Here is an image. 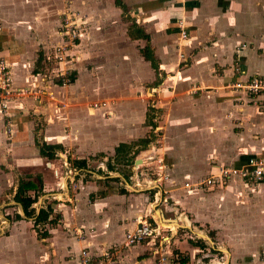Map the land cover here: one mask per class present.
Returning a JSON list of instances; mask_svg holds the SVG:
<instances>
[{"label": "crops", "instance_id": "crops-1", "mask_svg": "<svg viewBox=\"0 0 264 264\" xmlns=\"http://www.w3.org/2000/svg\"><path fill=\"white\" fill-rule=\"evenodd\" d=\"M67 5L76 17L80 37L67 50L66 60L54 64L50 54L54 43H62L58 21ZM132 29H141L148 38L131 37ZM145 48L151 50L159 75L144 59L141 50ZM0 56L8 59L13 89H27L25 96L18 95L6 112L0 109V188L8 184L14 169L20 168L27 174L30 168L45 161L48 171L54 161L62 158L63 166H67L69 161L63 154L73 145L75 160L85 161L109 145L103 142L100 146L84 137L85 142L80 140L72 145L65 132L69 123L66 120L71 116L75 124L85 117L114 122L107 128H91V134L113 144L115 155L123 152L117 151L121 144L130 146L142 140L143 132L148 131L138 126L147 109L129 99L149 95L150 90L161 111L159 129L165 130L164 145L157 152L162 169L166 167L153 203L147 199L153 192L143 182L145 189H136L133 183L128 184V178L114 175V169H108L113 177H100L88 171L87 162L86 168H73L72 177L66 175L65 180L56 182L61 188L56 192L49 184L45 186L43 179L41 204L37 209L35 203L33 208L37 214L51 205L53 212L61 216L59 225L48 231L47 238L33 234L1 236L0 264H6L8 258L14 259L13 264H80L83 250L94 263L107 251L114 255V264H156L154 255L147 253L151 245L125 247V234L135 228L137 217L153 219L151 206L158 201L164 208L160 211L164 218H159L160 224L170 228L176 225L174 236L182 231L189 236L184 239L191 246L186 245V240L183 242L187 264H194L196 257L202 258L199 254L208 243L190 237L200 229L192 225L195 221L189 220L186 212L180 211L179 207L184 209L186 204L187 212L192 214L196 208L206 209L208 215L204 214V219L218 210L221 240L228 237L227 245L236 248L234 259L222 264H264L260 258L264 251V180L231 177L221 184H199L217 178L221 168L248 169V159L264 160V93L254 106L243 92L226 88L236 81L264 79V0H0ZM41 58L42 72L36 69L35 73L33 68ZM66 70L75 71V81L57 88L47 72L58 76ZM27 93H36V99ZM50 93H55L64 106L53 109L50 100L54 97ZM87 95L103 98L104 105L94 110L79 105ZM120 136L123 139L116 141ZM42 142L61 145L56 159L48 162L40 157ZM139 153L144 155L140 162L145 166L154 160L153 150ZM131 168L133 175L134 167ZM77 172L78 177L91 174L92 180L80 185ZM53 174L57 176L56 169ZM143 177L146 176H138L137 181ZM21 178L13 188V200ZM67 179L80 185L73 200L67 199L69 204L59 202L68 198L63 191L68 190ZM105 180L111 181L102 182ZM112 182H124L120 189L126 193L120 194L111 187ZM202 188L209 193L202 194ZM90 195L95 196L92 202ZM232 202L236 207H231ZM165 212L174 214V222L165 220ZM198 240L204 247L193 245ZM174 244L183 252L182 242L177 239Z\"/></svg>", "mask_w": 264, "mask_h": 264}, {"label": "rangeland", "instance_id": "rangeland-1", "mask_svg": "<svg viewBox=\"0 0 264 264\" xmlns=\"http://www.w3.org/2000/svg\"><path fill=\"white\" fill-rule=\"evenodd\" d=\"M69 1H72V0H69ZM67 8H68L67 10L70 11L69 6ZM61 20H62L61 16H59V21H58L59 26H60ZM64 41H66V39H64ZM56 43H54L55 44V46H54L55 50L59 45L63 44V43H58V44H56ZM55 50H53L52 56L50 54L51 63H54V64H55L54 52L56 54ZM76 51H77V49H76ZM66 54L67 53H65V55ZM63 55H64V53H63ZM77 55H79V54H77ZM36 59H37V57H36ZM38 60H37V62H38ZM39 61H40V62H38L39 65L37 64V67L33 68V69H35V71H36V69H37V71H39L42 68V58ZM88 66H89V68H91L90 64L85 65V67H88ZM50 70H53V69H50ZM40 71L42 72V70H40ZM71 71L72 70H70V71L66 70V74H65V78H64V80L66 79V81L62 80L63 76H57V75L55 76L54 72L51 74L50 71H48L47 74H48V77H50L49 80L52 81L54 86H56L57 88H61L64 86V85L63 86L61 85L62 81H64L66 83V85H68L69 80L67 77L71 74ZM158 75H159V70H158ZM58 77H61L60 85L57 84V81L59 79ZM147 88L148 87H146L144 89V91H143L144 93H145V91H147ZM21 89L25 90L24 92H27L26 88H21ZM21 89H19V90H21ZM55 93L58 95H56ZM55 93L54 94L57 97H59L60 94L57 92V90H55ZM151 93L152 92L150 90L149 95L139 97L136 100L135 99H129V102L130 101H134V102L136 101V103L143 105L144 109L145 108L147 109L148 115L146 116V113H145V119L143 120V122L138 127L141 128V126H142L143 128H145V127L147 128L148 132H146L147 134L145 132H143L144 138H142V139H147L150 141V143L146 146L144 144L137 143V142L131 143L130 146L128 148H126L123 152L119 153V155L114 154L115 151L113 150L114 149L113 144H110L109 142H107L103 138L94 137L91 134V128H95L97 126L99 127L100 125H102V126L104 125L103 128H107L108 125H114V122H109L108 120H105V118H100V117L99 118L93 117L94 118L93 120L91 118H89V120H87V118L85 117V114H82V116L85 118H82L83 122H81V123L77 122L75 124L74 117H72V116L70 117V119L66 120L67 123L68 122L69 123H68V126L65 128V132L67 133L68 136H70V139L72 140V141L70 140L72 142V145H73V143L79 144L80 140L81 141L84 140V142H85L86 139H84V138L95 140L96 141L95 143L97 145L100 143L99 144L100 146L102 145L103 142L107 143L106 145L109 144L106 148L103 149L104 152L103 151L97 152L95 156L87 157L88 159H86V162H87V166H88V171L93 172L100 177H104L106 175L110 176V175H112V172H110L111 174H109V171H108V169H109L108 165H110V167H112L114 169L113 172L116 173V174L113 173L114 175H116V176L121 175V176L125 177L126 179L128 178L126 181L128 182L129 185L132 186V183L130 184V177L132 176V173H131L132 168L131 167H134V166L140 167V169L138 170V173H139L138 175L140 176V174L143 173V175L146 176L143 178H146L147 180L155 179V178L157 179V174L159 172H161V174H162V170H166V167L164 169H162V167H164V166H163L162 162H159V152H157V149H159V147H162V145H164L163 144V142H164V134L163 133L165 130L159 129V117L161 116V111H159V108H157L155 106L156 105L155 104L156 99L154 97H152ZM50 94L53 95L51 97H54V99L50 100L51 103H53L52 104L53 109L56 108L57 106L58 107L64 106V103L62 102V100L57 98L54 94H52V93H50ZM101 99H103V98L100 97V99L98 100V99H93V97H89L87 95L86 97H82L80 99L81 103L79 105H83V106L87 107V106H91L94 104H101V103H103V101ZM94 100H97V101H94ZM150 107L153 108V111L149 112L148 108H150ZM63 112L65 113L66 111H63ZM150 120L152 121L154 126L153 125L149 126L147 121L149 122ZM91 121H93L94 123ZM40 123H42V122H40ZM38 125H40V124H38ZM78 125L81 126L80 129H79ZM77 126H78V128H77ZM135 130H137L136 126H135ZM135 137L136 136H134V138ZM115 139L117 141V140H122L123 138L120 136V137L115 138ZM42 143H44V142H42ZM74 147L75 146L73 145L71 149L70 148L68 149L67 153L63 154L65 157L68 158L69 163H67V166H63V161H62L63 158H62V160L59 159L57 161H54L53 165L48 168V171H46V168H45L46 167L44 164L45 161H43L42 164L37 168L36 167L30 168L31 171L27 174H25V172H23L20 168L14 169L15 173L6 182V184L7 183L8 184L5 186V188L4 187L0 188V237L5 236V235L11 236L14 234H16V235L17 234H23L24 236L27 234H30V235L33 234V235H35V237L36 236L39 237L44 233V231H47V232L52 231L53 228H55V227H57V225H59V222L57 221L56 224H51V225L50 224H48V225L41 224V225L35 226L34 222L31 221V219H28L23 215V212L21 211V209H19L18 205L13 200L12 191H13V188L15 187V185L17 184V180H18V178H20V176H23V178H25V176L30 175L34 178L33 174H36V173L43 175V179H44L45 184H46L45 186H47V184H49L54 189L53 190L54 192H56V189H61L60 184L55 185V183L60 182L62 178L64 179L66 177V175H68V177L70 178L73 176L72 174L75 173L74 169H73V167H74L73 161L75 160V154H74L75 149H74ZM150 150H153V152L155 151V154L153 155L154 160L148 161L147 162L148 166H145L144 164H142V162H140V159L144 155L142 153H139V152L140 151L141 152H147ZM151 162H154L155 164L149 165V163H151ZM167 166H168V164H167ZM158 168H159V170H158ZM55 169L58 172L57 176H55L53 174V171ZM26 171H27V169H26ZM77 175H79V172H77L76 176ZM89 176H91V174L84 173L83 175H81V177L77 176L76 178H78V180H79L78 182H80V185H81L82 183L85 184L87 181L92 180V178ZM111 177H113V175ZM140 178H141V176H140ZM103 179L104 178H102V180ZM118 179H119V177H118ZM107 181H111V180H105L102 182L106 183ZM78 182L77 183H75V182L71 183V181L69 179L66 180L68 190L65 189L63 191L67 192L68 198L64 197L62 201H59L60 203H65V204L71 203L70 200H73L74 192L80 189V185ZM154 184L155 183H152L149 186L153 187ZM157 184L160 185V183H157ZM74 186H75V188H74ZM122 186L124 187V182H123V184H122V182L121 183L120 182H112V185H111V187H115L117 189V191L118 190L120 191L121 190L120 188ZM143 189H145V188H143ZM199 190L203 191L202 194H208L209 193L208 191H206V188H202ZM154 191H155V189H149V192H153V193H151V195L149 194L147 197V199L149 200L150 203H153L155 201V198L157 197V194L156 193L154 194ZM132 192H130V193L133 194ZM185 196H187V195H185ZM41 197L42 196H39L37 198L38 201L36 202V206H34L37 209L39 208V205L41 204L40 203L41 201L39 200V199H41ZM181 197H183V196H181ZM67 199H70V200H67ZM94 199H95V196L90 195L89 201L92 202V201H94ZM158 199H159V197H158ZM48 200H49V202L52 201L51 197H49ZM156 205H157L156 207H154V205L151 206V211H152L153 219H155L157 221L161 217L160 211H162L164 208L162 207L163 205L159 204V201L157 202ZM41 206H43V204ZM55 206L56 205L53 204V207H55ZM56 207H55V211L58 212V209H56ZM231 207H236V206L233 203ZM179 209L182 212H186V215L188 216L189 220L195 221L192 223V225H195L201 231L208 233V236L212 242V244H208L207 246H205L206 249L203 251V253L199 254V256L202 258L197 259V257H196V259L193 260L194 264H196V261L198 262V260L201 261L200 264H219V263L222 264V263L226 262V260L232 261L234 259V255L236 254L235 253V250H236L235 246H230V244H229V246L227 245V243H229L228 237H225V238L223 237V239L221 240L222 235H220L221 227L219 225L220 220H219V216H218V210L216 212L214 211L215 214H213L212 217L204 219L203 218L204 214L206 216L208 215L207 214L208 211L206 209L203 210V208H201V209L196 208V210H195L196 213H194V214L187 212V204H186V206H184V209H182L181 207H179ZM195 214H196V217H195ZM164 215H165V219L175 220V216L171 212H165ZM166 216L169 218H167ZM18 223L20 224V226H17ZM163 235L165 238H169V240H171L168 247L166 245L167 248L165 246L162 247L163 253L162 252L161 253L163 254V256L165 255V257H167L166 262L168 264H180L178 262V260L181 258V256L182 257L187 256V254L185 252L186 250H184V249H186L185 244H184L185 243L184 240L188 239L187 237H189V236L187 234H185L183 231H182V233H179V234H177V236H174V237H172L170 235V233L167 231H165L163 233ZM181 235H183L184 237L182 238ZM184 238H186V239H184ZM177 239L180 242H182V244L180 245V248H181V250L183 249V252H180L179 250H177L175 248L176 244H174V241ZM187 244L191 246V243L188 242V240H186V245ZM193 245H195V244H193ZM218 248H220L224 251H221L220 253H218V250H217ZM153 250L154 249L152 247L150 248L148 246L149 252H147V253H151L152 255H154ZM164 250H165V252H164ZM213 250L217 251V252H213ZM225 250L228 252L227 253L228 255L226 254ZM174 252H177L179 257L176 256V254H174ZM262 252H260V253H262ZM171 253L174 256V260L172 261V263L169 262V261H171L170 260L171 259V257H170ZM154 256L157 258H155ZM154 256H153V259H154L153 261H155L156 264H158L159 258L161 255L158 253ZM168 259H169V261H168ZM13 260L14 259H12V258H8L5 263L6 264H13V263H15V262H12ZM210 260H212L211 263L209 262Z\"/></svg>", "mask_w": 264, "mask_h": 264}, {"label": "built area", "instance_id": "built-area-1", "mask_svg": "<svg viewBox=\"0 0 264 264\" xmlns=\"http://www.w3.org/2000/svg\"><path fill=\"white\" fill-rule=\"evenodd\" d=\"M60 16L62 19L60 22V28L61 33L63 34V44L59 45L56 50L54 49L56 51V54L54 52V60L57 61V63H63L66 60L65 53L67 52V49L74 45L75 41L80 37V30L73 12L65 10L61 12ZM185 36L186 33L183 31L182 37L185 38ZM64 39H66V41H64ZM58 74V76H63L62 80H64L66 71ZM12 80L13 79L8 59L4 56H0V109L5 112L9 109L10 104L16 99L18 95L25 96V92L13 89ZM64 81H66V79ZM64 81H62L61 84L62 86L64 85L63 87L66 86V83ZM192 88L195 89V86H193ZM226 88L228 90L243 92L253 101L254 106H257L258 98L262 93H264V79L254 77L245 82L236 81L228 84ZM27 95H31L35 99L37 97L36 93H27ZM103 105L104 104L101 103V106ZM99 107L100 104H94L89 106V109L94 110ZM247 167L248 169L221 168L217 178L211 177L209 179L203 180L199 184L214 185V183L216 182L221 184L231 177L251 178L254 182H262L264 180V160L250 158L247 161ZM139 169L140 167L136 166H134L133 168V175L132 177H130V182L133 183V186H135L136 188H143L141 185L142 182L143 184H145L146 182L151 184L152 181L160 183L159 180L161 177V172L157 174V179L155 178L147 180L144 178L140 182L137 181V178L139 176ZM141 175L143 174H140V176ZM199 184L196 185L199 186ZM185 186L189 187V184H186ZM156 194H158V192H156ZM135 222V228L125 234V247L141 245L144 243L149 244L154 249V255L158 253L161 255L159 258V262L161 264H167V257H165V255L163 256L162 247H166V245L168 247L171 240H169V238H165L163 233L167 231L173 237L174 235H176V233L174 234L173 229L167 226H162L159 222L152 219L151 217L139 216L135 219ZM77 234L81 235V232H78ZM190 237L194 239H199L195 234L194 236L191 235ZM172 256L173 255L171 253V261H169L170 263H172V261L174 260V256ZM260 258L261 261L264 263V251L260 254ZM114 260V255L107 251L102 253L101 256H99L98 261L96 263L93 262L91 256L86 250L81 251L80 254V264H114Z\"/></svg>", "mask_w": 264, "mask_h": 264}, {"label": "trees", "instance_id": "trees-1", "mask_svg": "<svg viewBox=\"0 0 264 264\" xmlns=\"http://www.w3.org/2000/svg\"><path fill=\"white\" fill-rule=\"evenodd\" d=\"M118 3V2H117ZM131 32V33H130ZM129 32V35L131 37H140L147 39V35L141 31V29H136L135 31L132 29ZM141 53L146 61H148L155 71H158V65L156 60L154 59L152 52L149 48H145L141 50ZM36 73V71H35ZM67 77V76H66ZM57 84L60 85L61 83V77H58ZM69 80V84H73L76 79V73L75 71H71V74L67 77ZM148 111H153V108H148ZM148 115V112L146 113V116ZM149 126H152L153 123L150 120L147 121ZM154 126V125H153ZM137 143L144 144L145 146L150 143L147 139H142L138 141ZM129 145L121 144L117 151H124L126 148H128ZM61 145L59 144H53L49 145L46 143H42L39 145V154L40 157L45 158L48 162H51L52 160L56 159V153L58 151H61ZM73 168H76L77 170L86 168V161L85 160H74L73 161ZM108 168L110 170H113L110 165H108ZM44 181L41 174H37L35 178H33L30 175L25 176V178H21L18 181V186L16 189V194L14 196V201L17 203L24 216L28 219H32L35 226L38 225H48V224H56L57 221L60 219L59 213H54L53 208L51 205H48L46 209H40L39 212L36 214L35 209L33 208V205L37 202V197L39 194H41L43 190ZM119 191V190H118ZM120 194H125L126 191L124 189H121L119 191ZM53 216V217H52ZM52 218V219H51ZM49 236V233L47 231H44V233L40 236L41 238H47ZM196 247H204V243L200 240L194 242ZM176 256H178L177 252H174ZM179 257V256H178ZM188 257H182L178 260L180 264H187L188 263Z\"/></svg>", "mask_w": 264, "mask_h": 264}, {"label": "water", "instance_id": "water-1", "mask_svg": "<svg viewBox=\"0 0 264 264\" xmlns=\"http://www.w3.org/2000/svg\"><path fill=\"white\" fill-rule=\"evenodd\" d=\"M144 183H145V182H144ZM152 183H155L154 186H153L152 188H153V189H156L157 192H158L159 185H158L155 181H152ZM149 185H150V183H147V182L145 183L146 188L149 187L148 189L151 188ZM129 188L132 189V191H135L134 188H132L131 186H129ZM135 188H136V187H135ZM144 188H145V187H144ZM136 189H141V188H136ZM159 194H160V192H159ZM155 200H156V199H155ZM19 207H20V206H19ZM154 207H156V205H155ZM20 209H21V208H20ZM161 220H164V218L161 217ZM161 220L158 219L157 221L160 223ZM165 220H166V219H165ZM167 221H168V220H167ZM169 221H173V222H174V220H169ZM167 227H169V226H167ZM175 228L177 229L178 227L175 225V226L172 228L173 231H176ZM195 235L197 236V238L206 241L208 244H212L211 239H210L207 235H205L204 233H202V232H200V231H195Z\"/></svg>", "mask_w": 264, "mask_h": 264}]
</instances>
